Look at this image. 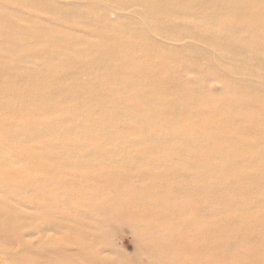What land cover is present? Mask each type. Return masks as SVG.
Segmentation results:
<instances>
[{"label":"bare ground","instance_id":"1","mask_svg":"<svg viewBox=\"0 0 264 264\" xmlns=\"http://www.w3.org/2000/svg\"><path fill=\"white\" fill-rule=\"evenodd\" d=\"M0 264H264V0H0Z\"/></svg>","mask_w":264,"mask_h":264},{"label":"rangeland","instance_id":"2","mask_svg":"<svg viewBox=\"0 0 264 264\" xmlns=\"http://www.w3.org/2000/svg\"><path fill=\"white\" fill-rule=\"evenodd\" d=\"M112 233H115V236H116L115 243L118 246L120 244V238L119 239H117V238L122 236V232L120 230H115L112 228ZM128 236H129V244L127 243L126 245H124V247L126 248V250L129 254H132L134 252L135 244L133 243V240H130L131 236L130 235H128Z\"/></svg>","mask_w":264,"mask_h":264}]
</instances>
